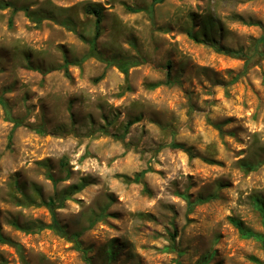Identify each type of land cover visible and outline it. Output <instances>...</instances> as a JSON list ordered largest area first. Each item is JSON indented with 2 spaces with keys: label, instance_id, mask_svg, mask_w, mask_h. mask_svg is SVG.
Instances as JSON below:
<instances>
[{
  "label": "rangeland",
  "instance_id": "obj_1",
  "mask_svg": "<svg viewBox=\"0 0 264 264\" xmlns=\"http://www.w3.org/2000/svg\"><path fill=\"white\" fill-rule=\"evenodd\" d=\"M263 36L264 0H0V264H264Z\"/></svg>",
  "mask_w": 264,
  "mask_h": 264
},
{
  "label": "trees",
  "instance_id": "obj_2",
  "mask_svg": "<svg viewBox=\"0 0 264 264\" xmlns=\"http://www.w3.org/2000/svg\"><path fill=\"white\" fill-rule=\"evenodd\" d=\"M158 1L162 2L163 0H154V4L157 3ZM9 6L10 5H4V7H9ZM15 10H17V9L15 8ZM128 10L133 12V13H139V12L144 11V9L138 8V7H136V8L129 7ZM85 12L88 15H91V16L95 17V26H96L95 27L96 28L95 36L90 41H87L83 35H80L81 40L87 42L89 44V46H90V52L85 57V59H86V58H89V57H93V56L97 57L98 56V54H97V51H98V49H97V40H98V38L100 37V34H101V24H102V21H103V8L100 5H97V4H87L85 6ZM25 14H26V16L28 18H30L31 20H33L34 22H36L38 24L41 23L43 20L50 18L48 15H45V14H42V13H39V12L29 11L28 9L25 10ZM59 23L61 25L65 26L70 31H74V32L76 31L75 25L70 19H65L63 21H60ZM218 52L226 54V55H229L231 57H235V58H244L245 57V54L241 50L234 51V50L226 49V48H223V47H218ZM81 61H83V59ZM69 64H70V61L65 59V63L61 67V69L64 68L66 70L67 66ZM168 68H170V65L168 66ZM122 69H123V71L125 73H127V67H123ZM101 79H102V77H99V78L95 79V82H99ZM166 84L170 85L171 82H167ZM16 126H19V124L17 123ZM9 146H10V143H9ZM170 148L173 151L186 152V153H188L190 155V157H193V154L191 153V151L188 150L182 144L171 143L170 144ZM263 165H264V160L260 161L258 163H255V164L244 165V169H245L246 172H255V171L259 170ZM145 174H146V172L143 171L141 173L135 174L133 177L124 176L123 178H124L125 183H127V184L142 183ZM84 187H86V183L80 185L78 188H76V187H73V188H75L76 190H81ZM184 196L186 198L189 211L192 210L197 204L205 203L208 200H210V197H206V198L200 197V198L196 199L195 201H191L190 200V196H188V195H184ZM61 202H62L61 199L58 200L59 204H61ZM46 205L53 212L54 218H53L52 225L46 226L44 224H39V225L34 226V227H27V228H22L21 227L19 229H22V230H24L26 232H35V231L39 232V231L44 230L46 228H50V229L54 230L55 233L62 235L63 234V228L60 225V222L57 219L56 214H55V209H57L55 203L54 202H49V203H46ZM175 236L176 235L174 234V237ZM245 236L246 237H250L252 235H245ZM0 241L1 242H6V243H10V241H8V239L4 238L1 234H0Z\"/></svg>",
  "mask_w": 264,
  "mask_h": 264
}]
</instances>
